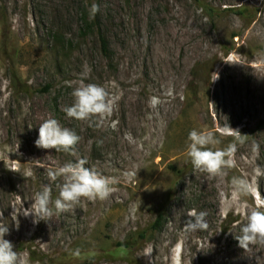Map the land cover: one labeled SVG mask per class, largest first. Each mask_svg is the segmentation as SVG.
Returning a JSON list of instances; mask_svg holds the SVG:
<instances>
[{"label": "rangeland", "instance_id": "1", "mask_svg": "<svg viewBox=\"0 0 264 264\" xmlns=\"http://www.w3.org/2000/svg\"><path fill=\"white\" fill-rule=\"evenodd\" d=\"M92 3L108 59L96 28L82 36ZM50 31L65 35L66 53ZM85 66L84 82L116 97L100 126L63 111ZM49 118L81 137L74 155L35 146ZM263 120L264 0H0V223L25 264H264V244L245 250L235 238L253 208L264 210ZM231 128L246 135L242 144ZM192 129L213 132L217 149L236 142L226 175L193 168ZM81 158L116 179L109 198H82L38 224L19 215L17 229L12 206L29 207L49 169ZM234 176L249 181L248 195L234 189ZM58 195L53 184V201ZM165 202V221L153 230ZM192 209L207 213L206 230L184 231Z\"/></svg>", "mask_w": 264, "mask_h": 264}, {"label": "clouds", "instance_id": "2", "mask_svg": "<svg viewBox=\"0 0 264 264\" xmlns=\"http://www.w3.org/2000/svg\"><path fill=\"white\" fill-rule=\"evenodd\" d=\"M100 11V6L92 3L89 8L90 18ZM90 68L85 66V71L81 73L79 83L73 87L71 96L73 102L66 106L63 111L68 118L88 122L90 127L100 126L111 117L116 107V97L109 91L107 86L96 83H85L88 79ZM216 74V79L218 73ZM214 80V81H215ZM72 87L71 82H66ZM153 99L151 104L154 106ZM232 129V128H231ZM234 140L243 143L246 135L238 130L232 129ZM81 137L75 130L62 127L55 118L46 119L39 125L38 139L35 146L43 149H55L56 152L75 154L76 146ZM186 154L190 159L193 168L209 176L217 177L226 175V170L235 166L233 156L237 151L236 142L230 143L224 149H217L220 140L211 132L192 129L187 137ZM99 143V142H98ZM88 161L84 158L75 162H68L56 169H49L47 172L48 184L41 186V190L34 194L29 207L25 208L21 203L19 207L12 206L11 217L19 228L17 217L23 215L31 216L33 223L40 221H51L53 215H59L75 210L82 198L88 201L106 200L115 191L114 177L106 176L98 172L95 168L86 167ZM15 171V170H13ZM231 183L234 189L241 195H248L251 192L249 181L242 177H232ZM55 184L59 190L58 197L52 199V185ZM206 212H197L192 209L187 214L184 225L185 232H196L206 230L208 227L205 219ZM3 212H0V218ZM9 233V226L0 223V264H25L21 255L15 250L13 243L5 236ZM239 246L247 250L249 245L257 242L264 244V210L253 208L247 215V222L241 227V235L235 237ZM74 255H79V251ZM145 256H150L146 253Z\"/></svg>", "mask_w": 264, "mask_h": 264}, {"label": "trees", "instance_id": "3", "mask_svg": "<svg viewBox=\"0 0 264 264\" xmlns=\"http://www.w3.org/2000/svg\"><path fill=\"white\" fill-rule=\"evenodd\" d=\"M87 13H89L88 11H82V21L85 23V28H84V33L82 34L83 38L87 36V34H89V30H94L95 28L97 29V35L99 38V43L101 46V51L102 53L105 55V57H107V59L110 57L111 55V49L109 47V42L107 37L105 36V34L102 31V24H100L99 21V14L97 13L95 15V18L91 19L88 18ZM85 32L87 34H85ZM48 37L52 38V40L54 41V48L57 52L59 53H66L68 46H67V40L65 38V35L61 32V31H50L48 32ZM58 53V54H59ZM16 78V75L14 76ZM49 86H46L45 88H43L44 92L48 91ZM262 125H264V120L261 122ZM155 221L152 224V229L153 230H158L162 227L165 218H166V202L163 203L157 210H156V215H155ZM143 237V236H142ZM132 242H125V243H120L118 244V250L119 252H125L130 250L132 247L130 246ZM137 243V242H135Z\"/></svg>", "mask_w": 264, "mask_h": 264}]
</instances>
